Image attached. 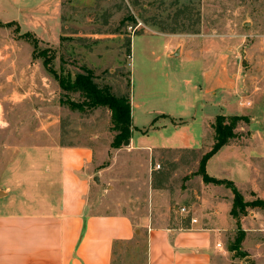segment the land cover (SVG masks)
<instances>
[{
  "label": "rangeland",
  "instance_id": "rangeland-1",
  "mask_svg": "<svg viewBox=\"0 0 264 264\" xmlns=\"http://www.w3.org/2000/svg\"><path fill=\"white\" fill-rule=\"evenodd\" d=\"M11 21L15 25L0 26V212L10 209L8 202L18 197V191H32L17 186V168L24 163L22 151L71 146L118 151L116 155L110 152L103 161L105 168L115 159L118 168L94 171L97 182L90 179L95 212L108 213L136 212L133 197L138 190L128 181L138 180L146 159L143 154L129 152L130 145L124 142L117 149L111 148L114 133L107 108L72 110L63 105L60 101L65 97L74 102L81 99L59 88L43 67L42 58L32 56L31 43L19 34L29 32L38 40L39 50L49 51L51 67L58 75L66 78L70 74L73 79L85 68L99 87L139 102L141 108L135 112L139 119H146L148 110L178 112L184 105L181 101L191 104L185 81H197L199 67L183 64V59L215 55L248 93L256 97L257 89L264 87V0H0V22ZM147 116L149 120L152 117ZM258 125L238 122L234 138L226 145L248 156L247 178L237 168L226 180L232 181L249 202L264 194V134ZM165 151H157L152 161L154 168L159 166L155 172L163 175L162 179L166 177L164 187L172 190L183 183L197 191L198 161L207 150ZM226 167L228 163L217 156L209 171L219 176ZM208 187L218 198H228L230 190L225 186ZM192 204L186 200L177 207L196 214ZM212 210L206 203L199 212L214 224V217L209 216ZM245 213L226 236L217 264H264V210L247 208ZM239 234L243 239L232 251ZM145 245L142 234L116 251L113 264H146Z\"/></svg>",
  "mask_w": 264,
  "mask_h": 264
},
{
  "label": "crops",
  "instance_id": "crops-1",
  "mask_svg": "<svg viewBox=\"0 0 264 264\" xmlns=\"http://www.w3.org/2000/svg\"><path fill=\"white\" fill-rule=\"evenodd\" d=\"M184 62L198 64L200 76L197 81H185L191 104L178 99L183 108H188L178 112L148 110L146 119H139L135 112L141 104L130 101L133 130L128 140L129 152L146 157L142 175L136 182L128 181L138 190L133 197L136 212H95L91 202L92 173L118 168L115 159L103 168L105 156L112 151H92L88 146L22 151L24 163L17 168L20 178L16 182L18 187L32 191H18V197L8 202L10 209L0 212V264H113L116 251L142 234L146 236V264H217L226 236L238 223L230 216L231 191L228 198H218L215 190L208 189L211 184L203 183L200 175L197 191L183 183L172 190L164 187L166 177L162 179L163 175L155 172L153 156L164 150L196 153L204 149L207 153L214 143L212 124L217 113L247 117L248 123L259 124L258 130L264 134V87L257 89L256 97L248 93L235 83V74L215 55L208 59H183ZM187 109L190 114L183 113ZM147 115H152L150 120ZM114 152L111 154L118 151ZM217 156L229 167L222 171L223 175L214 176L209 166ZM248 161L245 151L225 145L207 161L206 173L226 179L239 168L241 176L247 178ZM130 167L137 169L136 165ZM259 196L264 201V194ZM186 200L193 203L196 214L189 215L186 208L177 207ZM206 203L213 208L209 216L214 217V224L199 212ZM181 208L185 211L181 212ZM192 219L196 222L192 223Z\"/></svg>",
  "mask_w": 264,
  "mask_h": 264
},
{
  "label": "trees",
  "instance_id": "trees-1",
  "mask_svg": "<svg viewBox=\"0 0 264 264\" xmlns=\"http://www.w3.org/2000/svg\"><path fill=\"white\" fill-rule=\"evenodd\" d=\"M15 22L1 23V27L9 28ZM17 25V24H16ZM18 27H16V32ZM22 39L28 40L33 48L32 56L35 58H42L43 67L47 72L52 75L58 83L59 88L66 93H76L81 99L79 102H74L68 97L65 100L61 99L63 105L68 106L72 110H93L101 107H105L110 112L111 131L114 133L111 148L117 149L119 146L130 139L132 134L131 124V107L130 99L128 96L118 97L111 93L108 87H99L94 82V76L88 69L82 68V72L74 74L73 79L71 75L65 78L58 75L51 67L52 56L49 51L38 49V40L29 32L19 34ZM238 122L248 123V118L244 116H224L217 115L212 124L214 131V143L211 149L205 153L198 165L197 174L201 176L203 183L213 185H223L229 189L232 193V205L230 209V216L237 222L239 216L246 212L247 208H260L264 210V201L256 199L255 201L249 202L244 201L241 193L232 181L226 179H216L210 177L206 173L207 161L216 154L223 146L227 145L230 139L234 138V130ZM246 214V213H245ZM243 234H239L234 240L235 248H231L232 251L237 250V246L241 243Z\"/></svg>",
  "mask_w": 264,
  "mask_h": 264
},
{
  "label": "built area",
  "instance_id": "built-area-1",
  "mask_svg": "<svg viewBox=\"0 0 264 264\" xmlns=\"http://www.w3.org/2000/svg\"><path fill=\"white\" fill-rule=\"evenodd\" d=\"M155 168H159V166H156ZM180 211H181V212H184V211H185V209L181 208V209H180ZM191 222H192V223H195V222H196V220L192 219V221H191Z\"/></svg>",
  "mask_w": 264,
  "mask_h": 264
},
{
  "label": "water",
  "instance_id": "water-1",
  "mask_svg": "<svg viewBox=\"0 0 264 264\" xmlns=\"http://www.w3.org/2000/svg\"><path fill=\"white\" fill-rule=\"evenodd\" d=\"M128 144H129V141H128V140L124 142V145H126V146H127ZM94 181H96V182H97V178H96V177L94 178Z\"/></svg>",
  "mask_w": 264,
  "mask_h": 264
}]
</instances>
